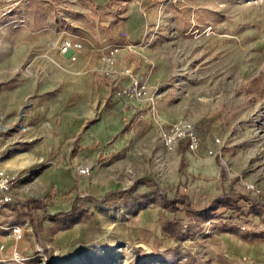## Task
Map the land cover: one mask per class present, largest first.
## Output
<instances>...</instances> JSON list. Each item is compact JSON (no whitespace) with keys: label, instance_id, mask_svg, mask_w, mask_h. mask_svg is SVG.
<instances>
[{"label":"rangeland","instance_id":"374dc122","mask_svg":"<svg viewBox=\"0 0 264 264\" xmlns=\"http://www.w3.org/2000/svg\"><path fill=\"white\" fill-rule=\"evenodd\" d=\"M129 2L7 13L0 0V91L26 95L10 110L0 101V160L18 164L4 166L16 180L0 202V264H264V0H135L137 37L116 28ZM63 35L83 43L77 59L60 53ZM114 42L131 46L111 69L102 50ZM124 67L144 94L123 91ZM179 119L195 124L197 148L164 147L161 128ZM182 193L200 218L161 203ZM223 194L242 209L225 208L226 226ZM174 217L183 239L162 230Z\"/></svg>","mask_w":264,"mask_h":264},{"label":"built area","instance_id":"2783aa9c","mask_svg":"<svg viewBox=\"0 0 264 264\" xmlns=\"http://www.w3.org/2000/svg\"><path fill=\"white\" fill-rule=\"evenodd\" d=\"M8 6L7 13H13L17 7L30 0H2ZM124 33V32H123ZM130 43L114 42L106 45L102 50V60L104 63L112 69L115 64L117 54L124 48L130 47ZM60 53L68 57L69 59H77L78 53L83 49V43L80 39L63 35L60 42L58 43ZM123 73L130 78V83L127 87H123L124 92H130L136 97L142 95L146 91V86L141 83L136 74L130 67H124ZM160 136L164 147L168 150L175 149L179 144L183 143L187 148L194 149L199 146L200 137L199 133L195 128L193 121L189 119H179L167 123L160 130ZM80 172H87L88 167L82 166L79 168ZM16 180V173L5 168H0V202L5 204L11 201V186ZM251 185H247L250 187ZM9 235L13 237H20L21 230L18 226H12Z\"/></svg>","mask_w":264,"mask_h":264},{"label":"trees","instance_id":"16d2710c","mask_svg":"<svg viewBox=\"0 0 264 264\" xmlns=\"http://www.w3.org/2000/svg\"><path fill=\"white\" fill-rule=\"evenodd\" d=\"M27 204H30V207L33 208L36 205H38L39 203H41L40 199L37 198H29L27 199ZM213 202L216 203V206L219 208L217 212L218 216H219V223L221 226H226L225 224V219L226 218H232V214H227L224 215L223 212L225 210V208H231L233 211H239L242 212L241 208H235L234 207V199L228 195V194H223L220 196H217ZM161 203L164 206L173 208L174 210L178 209V204H183L184 205V210H185V214L193 219H198L202 216L203 214V210L193 206L189 200L186 194L182 193V194H177L173 197H168L165 194L161 195ZM216 207V209H217ZM162 230L164 231V233L169 236L172 237L175 240H179V239H183L184 238V233H183V223L181 221V219L174 217L172 219L169 220H163L162 221ZM188 234H193V230L188 227L187 229ZM243 238L248 239V240H252L254 238H256L257 236H259V234H256L254 231H248L247 233H242L241 235Z\"/></svg>","mask_w":264,"mask_h":264},{"label":"crops","instance_id":"0c3cea01","mask_svg":"<svg viewBox=\"0 0 264 264\" xmlns=\"http://www.w3.org/2000/svg\"><path fill=\"white\" fill-rule=\"evenodd\" d=\"M123 14L129 15V18H127V20L124 21L123 25H118L116 27L117 30H120L124 33H127L133 37H137V28L140 27V24L137 23V20L140 19V15L137 13V4L135 3V0H131V2H129L127 6H124ZM53 74L55 77L58 78L57 82H54V86L56 89V86H57V88L61 86V74L59 72H56V71H54ZM135 74L137 76V73H135ZM125 80H124V83L127 82L128 84L126 83V85H122V86L126 87L130 83V78L126 77ZM72 86H73V84L70 85V87H72ZM25 96H26L25 92L13 91L11 89V87L10 88L5 87L3 90L0 91V101L4 102V104L1 106V108L10 110L13 107L14 102L21 101L23 99V97H25ZM84 101H85L84 102L85 104L84 103L83 104L85 105L84 107L86 109L89 105V101L86 100V98L84 99ZM7 165L14 167V166H17L18 164L11 163L10 161H7V160H0V168H5L4 166H7Z\"/></svg>","mask_w":264,"mask_h":264}]
</instances>
